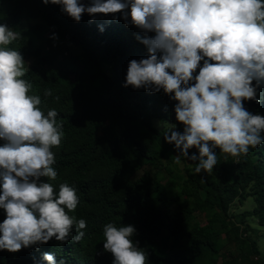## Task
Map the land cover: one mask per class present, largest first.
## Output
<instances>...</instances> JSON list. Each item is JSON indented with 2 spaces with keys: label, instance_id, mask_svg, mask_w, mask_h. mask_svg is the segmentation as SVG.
Returning <instances> with one entry per match:
<instances>
[{
  "label": "trees",
  "instance_id": "1",
  "mask_svg": "<svg viewBox=\"0 0 264 264\" xmlns=\"http://www.w3.org/2000/svg\"><path fill=\"white\" fill-rule=\"evenodd\" d=\"M90 20L84 14L76 23L42 0H0V24L22 33L9 47L29 61L22 77L33 85L29 94L39 95L41 109L55 108L63 121L61 145L52 149L59 176L48 182L57 192L60 183L74 186L80 204L69 215L87 221L78 243L53 238L39 251L3 250L0 264H34L43 252L66 264H112V254L103 251L102 226L109 222L135 226L133 239L148 252L149 264H264V252L249 235L264 228V144L238 162L217 149L219 164L211 175H195V163L183 156L177 164L178 152L163 139L177 123L176 102L162 90L122 86L128 62L148 55L135 39L137 29L111 15ZM53 32L58 40L50 39ZM46 88L60 100L45 99ZM260 94V104L247 101L245 107L264 115V88ZM154 121L168 127L157 128ZM177 130L183 125L177 123ZM248 198L249 211L231 213L234 201ZM4 218L0 209V223ZM231 241L241 249L222 253ZM251 255L257 258L247 260Z\"/></svg>",
  "mask_w": 264,
  "mask_h": 264
},
{
  "label": "clouds",
  "instance_id": "2",
  "mask_svg": "<svg viewBox=\"0 0 264 264\" xmlns=\"http://www.w3.org/2000/svg\"><path fill=\"white\" fill-rule=\"evenodd\" d=\"M59 6L62 14L90 23L99 15L122 19L135 27V39L147 57L128 62L123 87L161 90L175 101L174 113L183 130L172 123L164 141L180 157L195 163L194 174L211 175L219 164L217 149L225 159L238 162L264 144V115L253 114L245 102L261 103L264 88V0H42ZM99 30L104 31L100 25ZM139 33H143L140 35ZM152 33L153 35H149ZM22 33L0 24V251L17 253L46 245L53 238L61 244L78 243L87 221L69 213L80 204L77 189L52 183L59 176L52 149L61 145L63 121L55 108L41 109L33 85L22 79L21 52L9 45ZM58 40L55 32L50 36ZM45 99L53 96L44 90ZM161 126V122L158 123ZM191 149L196 152L190 154ZM198 153V154H197ZM41 178H46V182ZM203 180V177L201 178ZM75 231V235L73 232ZM103 251L112 264H149L148 252L133 239L134 225L102 226ZM34 264H66L54 253L43 252Z\"/></svg>",
  "mask_w": 264,
  "mask_h": 264
},
{
  "label": "rangeland",
  "instance_id": "3",
  "mask_svg": "<svg viewBox=\"0 0 264 264\" xmlns=\"http://www.w3.org/2000/svg\"><path fill=\"white\" fill-rule=\"evenodd\" d=\"M27 62H29V61H27ZM154 122H155V125L157 128L168 127L166 124H163V123H161V126L159 127L158 126L159 122H157V121H154ZM168 129H170V127H168ZM252 206H253V203L251 202L250 198H248L247 200H244L242 202V204H239L237 201H234L231 208H230V211H231V213L237 215V214L242 213L245 210L249 211L252 208ZM197 219L201 224H205V216L204 215L198 216ZM248 222H249L250 226H252V227L255 226L253 221H248ZM249 235L256 242V248L259 251L260 255H262L264 252V228H259L257 233H255V234L250 233ZM240 249L241 248L239 246H236L235 242L231 241L228 245L223 246L221 252L227 253V251H231L234 255H236L238 253V250H240ZM256 258H257L256 256L251 255L247 260H249V259L254 260Z\"/></svg>",
  "mask_w": 264,
  "mask_h": 264
}]
</instances>
